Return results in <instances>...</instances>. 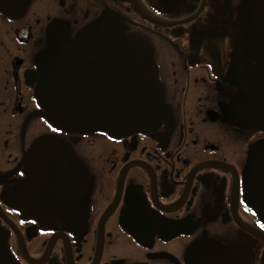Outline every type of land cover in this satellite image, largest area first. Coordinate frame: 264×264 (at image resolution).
Wrapping results in <instances>:
<instances>
[{"label": "flooded vegetation", "instance_id": "flooded-vegetation-1", "mask_svg": "<svg viewBox=\"0 0 264 264\" xmlns=\"http://www.w3.org/2000/svg\"><path fill=\"white\" fill-rule=\"evenodd\" d=\"M105 15L152 51L154 128L50 119L47 64ZM262 225L264 0H0V264H264Z\"/></svg>", "mask_w": 264, "mask_h": 264}, {"label": "water", "instance_id": "water-1", "mask_svg": "<svg viewBox=\"0 0 264 264\" xmlns=\"http://www.w3.org/2000/svg\"><path fill=\"white\" fill-rule=\"evenodd\" d=\"M46 69L42 99L57 125L132 132L154 128L162 114L164 93L152 51L139 38L126 37L115 16L87 25Z\"/></svg>", "mask_w": 264, "mask_h": 264}, {"label": "snow or ice", "instance_id": "snow-or-ice-1", "mask_svg": "<svg viewBox=\"0 0 264 264\" xmlns=\"http://www.w3.org/2000/svg\"><path fill=\"white\" fill-rule=\"evenodd\" d=\"M261 227L264 228V225H262Z\"/></svg>", "mask_w": 264, "mask_h": 264}]
</instances>
